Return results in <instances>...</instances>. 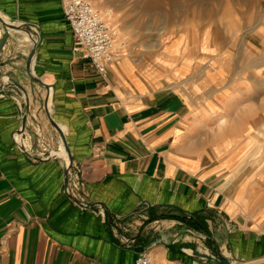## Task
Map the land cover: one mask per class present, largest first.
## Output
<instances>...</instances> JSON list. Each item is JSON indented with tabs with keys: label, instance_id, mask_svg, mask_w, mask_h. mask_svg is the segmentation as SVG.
I'll return each mask as SVG.
<instances>
[{
	"label": "crops",
	"instance_id": "1",
	"mask_svg": "<svg viewBox=\"0 0 264 264\" xmlns=\"http://www.w3.org/2000/svg\"><path fill=\"white\" fill-rule=\"evenodd\" d=\"M0 13L19 27L0 52V264H134L147 251L157 264H221L199 256L218 252L264 264L245 176L207 130L200 100L181 90L185 73L170 87L174 77L117 47L104 79L73 52L64 0H0ZM41 33L32 72L49 90L27 72ZM48 97L80 203L65 191Z\"/></svg>",
	"mask_w": 264,
	"mask_h": 264
},
{
	"label": "rangeland",
	"instance_id": "2",
	"mask_svg": "<svg viewBox=\"0 0 264 264\" xmlns=\"http://www.w3.org/2000/svg\"><path fill=\"white\" fill-rule=\"evenodd\" d=\"M90 1L113 28L116 50L174 77L170 87L185 73L180 88L191 103L200 100L209 132L223 116L234 124L217 139H225L219 150L235 156L247 210L264 225V0H160L153 8Z\"/></svg>",
	"mask_w": 264,
	"mask_h": 264
},
{
	"label": "built area",
	"instance_id": "3",
	"mask_svg": "<svg viewBox=\"0 0 264 264\" xmlns=\"http://www.w3.org/2000/svg\"><path fill=\"white\" fill-rule=\"evenodd\" d=\"M64 14L74 34L73 52L90 61L104 78L108 77V65L116 58V43L113 28L103 19L90 0H64ZM21 136V142L23 135ZM20 142V143H21ZM21 148L26 150L24 146ZM72 168L71 179H77ZM71 185V184H70ZM134 264H157L150 252L138 255Z\"/></svg>",
	"mask_w": 264,
	"mask_h": 264
},
{
	"label": "water",
	"instance_id": "4",
	"mask_svg": "<svg viewBox=\"0 0 264 264\" xmlns=\"http://www.w3.org/2000/svg\"><path fill=\"white\" fill-rule=\"evenodd\" d=\"M0 24L3 26L4 28V33L0 39V52L3 50L5 44L7 43L8 39L10 38V34H11V30H16L19 29L18 26L10 23L7 19H5L3 17V15L0 13ZM31 25V24H30ZM28 27V26H27ZM30 27V26H29ZM22 30L26 29L25 27L21 28ZM43 41V34H40L39 40L38 42L35 43L32 51L30 52L29 56H28V66H27V72L28 75L37 83H39L40 85L44 86L45 88H47L48 90L50 89V86L47 85L46 83H44L42 80H40L37 76H35L32 72V63H33V59L36 55V53L38 52V49L41 45ZM45 110L49 116L50 122L52 124V126L57 130V132L59 133L63 144L65 146V150L67 152V160L64 166V173H65V180H64V185H65V191L67 193V195L72 198L75 202L80 203L79 201H77L72 194L70 193V178H71V173H72V168H73V157L71 154V151L69 149L68 146V142L65 136V133L63 131V129L61 128V126L59 124H57L50 112L49 109V97L46 98V102H45ZM25 125V124H24ZM22 135V132H21ZM21 137V136H20ZM26 151V150H25ZM199 256L203 257L204 259H215L217 261H219L221 264H233L231 261H229L226 257H224L220 252L217 253V258H211L209 255L206 254H199Z\"/></svg>",
	"mask_w": 264,
	"mask_h": 264
},
{
	"label": "bare ground",
	"instance_id": "5",
	"mask_svg": "<svg viewBox=\"0 0 264 264\" xmlns=\"http://www.w3.org/2000/svg\"><path fill=\"white\" fill-rule=\"evenodd\" d=\"M142 3L144 2L147 6L150 8L156 7L160 0H140ZM251 112V110H250ZM245 115V112H243L239 117L236 118L237 122L242 119V117ZM224 117V116H223ZM219 118L217 120V128L213 132V139H218L219 137H222L226 134L228 130H230L233 127V123L230 122V120H227L226 118ZM235 120V121H236ZM236 132V131H235ZM228 134V133H227ZM57 156H62L67 159V153L66 152H57Z\"/></svg>",
	"mask_w": 264,
	"mask_h": 264
}]
</instances>
